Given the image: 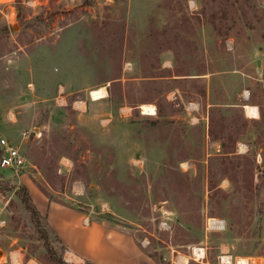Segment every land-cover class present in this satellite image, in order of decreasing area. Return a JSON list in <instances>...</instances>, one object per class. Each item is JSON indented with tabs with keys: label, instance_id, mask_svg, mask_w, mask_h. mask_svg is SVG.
I'll return each instance as SVG.
<instances>
[{
	"label": "rangeland",
	"instance_id": "obj_1",
	"mask_svg": "<svg viewBox=\"0 0 264 264\" xmlns=\"http://www.w3.org/2000/svg\"><path fill=\"white\" fill-rule=\"evenodd\" d=\"M0 136V264H264V0H0Z\"/></svg>",
	"mask_w": 264,
	"mask_h": 264
},
{
	"label": "crops",
	"instance_id": "obj_2",
	"mask_svg": "<svg viewBox=\"0 0 264 264\" xmlns=\"http://www.w3.org/2000/svg\"><path fill=\"white\" fill-rule=\"evenodd\" d=\"M100 88H102V87H100ZM102 89H104V93H103V97L107 94V92H106V90H105V88H102ZM101 96V97H102ZM193 103V104H192ZM142 105V104H141ZM141 105H139L138 106V108L141 110ZM153 105V104H152ZM154 106V105H153ZM191 106H193V107H191ZM196 104L194 103V102H191L190 104H189V106L188 107H186V108H190L191 110H192V113H190V115H191V120H192V122H194V121H196L198 118H197V115H194V111L193 110H195L196 109ZM245 106V105H244ZM245 109V108H244ZM130 110H131V108L130 107H128V106H126V105H124V106H121L119 109H118V113H119V115H121V116H126V115H128L129 114V112H130ZM9 139V138H8ZM10 140V139H9ZM11 141V140H10ZM13 142V141H12ZM28 186V190H29V194H30V196H31V198H32V201L34 202V204H35V206H36V208L38 209V211L40 212V213H43V210L42 209H40V207L38 206V204H37V201H40V203L41 204H43V203H46V202H49V200L43 195V193L40 191H38V189L35 187H32V186H30V185H27ZM32 190H34V192H32ZM51 202V201H50ZM54 203V202H53ZM56 204H59V203H56ZM68 207H70V206H68ZM73 208V207H72ZM70 211V210H69ZM81 212V211H80ZM82 214L79 216L80 218H81V221H82V223H83V225H85V226H87V227H91L92 225H94L95 227H97L98 229H100V227L102 228V229H104V231H106V237H110V238H115V239H121L122 237H123V235L119 232V231H116V230H112V229H110L109 227H107V225H105L104 223H97V222H93V224H91L90 222L91 221H89V218H88V216H86V214H84L83 212H81ZM56 233L58 234V236L60 237V235H59V233L56 231ZM127 239L129 240V242H130V246H131V248H135V250H138V248L136 247V245H135V242L133 241V239L131 238V237H127ZM66 249L70 252V253H72V254H74L75 256H77V257H80L81 259H85V257L84 256H82L80 253H78V252H76L73 248H68V247H66ZM225 255H228L229 256V254H227V253H225V254H223V255H221V257H223V256H225ZM230 257V256H229ZM249 259H251V258H249ZM86 260V259H85ZM249 263H252V261H250ZM151 264H154L152 261H151Z\"/></svg>",
	"mask_w": 264,
	"mask_h": 264
},
{
	"label": "built area",
	"instance_id": "obj_3",
	"mask_svg": "<svg viewBox=\"0 0 264 264\" xmlns=\"http://www.w3.org/2000/svg\"><path fill=\"white\" fill-rule=\"evenodd\" d=\"M22 134L24 135L26 133L23 132ZM0 168L11 171L17 175L22 173L26 168V159L23 151L12 141L3 136H0ZM205 228L207 230H222L225 228L224 221L214 217L208 218ZM10 258H12V256ZM199 258L201 259L202 256H199Z\"/></svg>",
	"mask_w": 264,
	"mask_h": 264
},
{
	"label": "trees",
	"instance_id": "obj_4",
	"mask_svg": "<svg viewBox=\"0 0 264 264\" xmlns=\"http://www.w3.org/2000/svg\"><path fill=\"white\" fill-rule=\"evenodd\" d=\"M122 103V102H121ZM135 105V104H134ZM211 115L209 116V120L211 121L212 117ZM172 121L169 119H154V120H146L144 123L146 125H150V126H163V125H167V124H171ZM208 135H211V128L208 127ZM221 138V137H220ZM228 152L230 151H226L223 148V144H221V153L224 154L225 156H228ZM222 163H224V159L221 158L220 160ZM239 163H236L237 167L239 168L240 165H238ZM20 202L22 204V206L24 207V209L29 213L31 220L34 221V223H38V220L40 218H42V214L38 211V209L36 208L34 202L32 201L31 196L29 195L28 191L26 190V188H20Z\"/></svg>",
	"mask_w": 264,
	"mask_h": 264
},
{
	"label": "bare ground",
	"instance_id": "obj_5",
	"mask_svg": "<svg viewBox=\"0 0 264 264\" xmlns=\"http://www.w3.org/2000/svg\"><path fill=\"white\" fill-rule=\"evenodd\" d=\"M103 93H104V90L102 88H97V89H94L90 92V97L92 99H98L103 95ZM244 108H245V113L247 116L255 117L257 115V109L255 106L247 104L244 106ZM141 111L144 114L152 115L155 113V106H153L150 103L142 104L141 105ZM194 252L197 256L203 255V249L202 248H195ZM229 258L230 257L228 255H225V256L221 257V261L228 262ZM250 261L254 262L255 260L252 258L249 259L248 257H245V256H239L235 259V264H249Z\"/></svg>",
	"mask_w": 264,
	"mask_h": 264
}]
</instances>
